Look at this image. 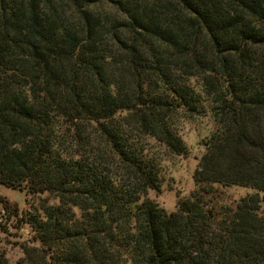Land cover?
Listing matches in <instances>:
<instances>
[{"label": "trees", "instance_id": "trees-1", "mask_svg": "<svg viewBox=\"0 0 264 264\" xmlns=\"http://www.w3.org/2000/svg\"><path fill=\"white\" fill-rule=\"evenodd\" d=\"M207 115L196 182L252 193L168 213L153 143ZM0 186L39 200L17 264H264V0H0Z\"/></svg>", "mask_w": 264, "mask_h": 264}, {"label": "rangeland", "instance_id": "rangeland-1", "mask_svg": "<svg viewBox=\"0 0 264 264\" xmlns=\"http://www.w3.org/2000/svg\"><path fill=\"white\" fill-rule=\"evenodd\" d=\"M216 123L211 115L201 116L192 121L184 122L180 134L189 147V153L182 156L166 152L164 147L155 143L153 151H159L166 173V182L160 191H151L149 199L156 202L168 213L175 212L180 199L189 198L192 194L205 193L212 203L207 212L215 215L223 206L235 205L242 197L252 191L233 185L213 184L211 186L195 180L201 157L205 149L202 142L215 130ZM209 193V194H208ZM38 199H29L25 193L5 186H0V222L7 224L9 232L0 233V246L6 251L10 264L24 256L23 245L30 240V229L22 225L18 228V220L38 204ZM54 203V201H52Z\"/></svg>", "mask_w": 264, "mask_h": 264}]
</instances>
